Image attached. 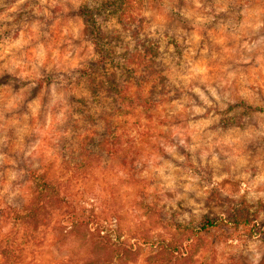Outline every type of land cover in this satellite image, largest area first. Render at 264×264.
I'll return each mask as SVG.
<instances>
[{"label":"rangeland","instance_id":"1","mask_svg":"<svg viewBox=\"0 0 264 264\" xmlns=\"http://www.w3.org/2000/svg\"><path fill=\"white\" fill-rule=\"evenodd\" d=\"M86 1L0 0V240L47 174L67 202L18 264H264V0H135L170 97L121 117L82 178L60 162L89 129L68 118L97 57Z\"/></svg>","mask_w":264,"mask_h":264},{"label":"trees","instance_id":"2","mask_svg":"<svg viewBox=\"0 0 264 264\" xmlns=\"http://www.w3.org/2000/svg\"><path fill=\"white\" fill-rule=\"evenodd\" d=\"M138 9L139 3L135 0H88L78 8L77 14L84 19L97 57L80 70L85 90L72 92L74 107L68 114L70 125L77 128V121L81 120L89 125V129L81 134L75 146L63 152L60 166L65 174L87 177L99 159L111 158L119 149L121 117L136 110L143 111L148 107L146 105L157 106L170 97L164 90L167 77L163 70L153 66L159 54L158 43L144 34V16ZM159 83L162 90L157 91L155 87ZM34 177L37 183L29 198L14 212L19 232L7 236L5 242H2L3 238L0 240V264H18L23 249L37 240L40 232L43 233L54 209L67 202L60 187L54 185L57 178L47 174ZM206 225H212V222H206L204 227ZM102 243L107 242L98 240L93 248L102 247ZM182 245L183 242H179L174 247ZM126 250L116 257L105 251L104 256L97 255L89 264H122ZM156 253L147 256L145 264H158Z\"/></svg>","mask_w":264,"mask_h":264}]
</instances>
